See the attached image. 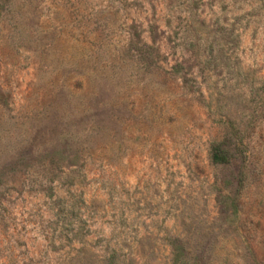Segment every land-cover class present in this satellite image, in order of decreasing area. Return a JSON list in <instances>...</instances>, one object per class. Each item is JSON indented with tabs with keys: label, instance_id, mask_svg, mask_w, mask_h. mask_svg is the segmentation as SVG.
Returning a JSON list of instances; mask_svg holds the SVG:
<instances>
[{
	"label": "rangeland",
	"instance_id": "obj_1",
	"mask_svg": "<svg viewBox=\"0 0 264 264\" xmlns=\"http://www.w3.org/2000/svg\"><path fill=\"white\" fill-rule=\"evenodd\" d=\"M0 264H264V0H0Z\"/></svg>",
	"mask_w": 264,
	"mask_h": 264
},
{
	"label": "trees",
	"instance_id": "obj_2",
	"mask_svg": "<svg viewBox=\"0 0 264 264\" xmlns=\"http://www.w3.org/2000/svg\"><path fill=\"white\" fill-rule=\"evenodd\" d=\"M227 152L220 148L219 143H210L208 149V161L212 165H221L227 162Z\"/></svg>",
	"mask_w": 264,
	"mask_h": 264
}]
</instances>
